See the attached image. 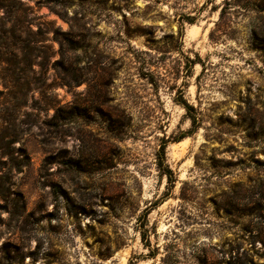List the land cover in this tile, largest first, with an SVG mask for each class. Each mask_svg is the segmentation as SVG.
<instances>
[{
  "label": "rangeland",
  "instance_id": "1",
  "mask_svg": "<svg viewBox=\"0 0 264 264\" xmlns=\"http://www.w3.org/2000/svg\"><path fill=\"white\" fill-rule=\"evenodd\" d=\"M0 264H264V0H0Z\"/></svg>",
  "mask_w": 264,
  "mask_h": 264
},
{
  "label": "trees",
  "instance_id": "2",
  "mask_svg": "<svg viewBox=\"0 0 264 264\" xmlns=\"http://www.w3.org/2000/svg\"><path fill=\"white\" fill-rule=\"evenodd\" d=\"M190 61H193L191 59H189ZM182 103L184 104V106L188 109V110H192L193 107L192 105H189L187 102L182 101ZM197 117L196 116H192L191 117V121H192V125L195 128L197 126ZM193 128V129H194ZM193 130L187 131V133L192 132ZM167 142L168 140H164L162 145L160 146V149L157 152V159H158V167L167 175L168 181L169 182H173V172L172 169H170L168 167L167 164H165V156H166V146H167Z\"/></svg>",
  "mask_w": 264,
  "mask_h": 264
}]
</instances>
